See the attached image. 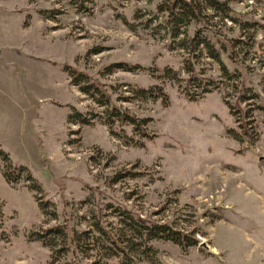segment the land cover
I'll return each mask as SVG.
<instances>
[{
    "label": "rangeland",
    "instance_id": "rangeland-1",
    "mask_svg": "<svg viewBox=\"0 0 264 264\" xmlns=\"http://www.w3.org/2000/svg\"><path fill=\"white\" fill-rule=\"evenodd\" d=\"M167 1L0 0V150L8 157L0 158V264H51L53 252L58 262L97 263L95 225L121 227L116 207L197 233L199 244L188 249L152 240L156 256L141 264H264V0H223L234 20L208 11L203 27L227 68L261 97L244 103L254 142L230 113L225 84L190 100L171 79L169 69L186 85L189 54L172 47L158 9ZM199 27L192 23L188 34ZM201 57L204 83L222 80L220 63L205 51ZM119 62L139 68L108 71ZM67 65L103 83L123 110L151 118L156 136L141 138L120 122L113 136L106 107L72 83ZM133 86L166 98L122 101ZM75 110L97 117L92 125L69 122ZM12 164L26 167L42 191L30 188L25 171L10 182L4 168ZM126 171L138 176L114 179ZM47 229H59L50 233L54 250L35 239ZM70 230L92 231L78 254L64 248Z\"/></svg>",
    "mask_w": 264,
    "mask_h": 264
},
{
    "label": "trees",
    "instance_id": "trees-1",
    "mask_svg": "<svg viewBox=\"0 0 264 264\" xmlns=\"http://www.w3.org/2000/svg\"><path fill=\"white\" fill-rule=\"evenodd\" d=\"M159 11L166 12V26L169 37L172 39L171 44H175L172 47H179L186 52L188 58L185 61V69L189 74V78L186 85H182L183 79H178L177 74L172 69H169V73L172 72V80L179 83L182 91L186 93L190 100H198L203 98L207 93H211L214 90H220L222 85L228 88L224 94V101L227 104L230 113L234 116L235 121L238 123L239 128L243 134L250 138L251 142L256 140L257 133L255 132L256 126L252 123L251 108L245 107L244 103L251 99H258L259 93L255 92L253 87H248L245 81L241 77L239 81V73L236 71H230L226 64L221 59L220 51L212 44V42L204 37L203 27L207 23V19L211 16L208 11L213 12L212 15L220 16L224 19L230 18L234 20L231 11L232 8L228 2L223 0H169L166 3H162L158 6ZM192 23H199L200 27L195 29L192 35L188 34V29ZM247 25V22L243 23V26ZM234 39L233 41H236ZM241 40V39H240ZM205 51L210 58L217 61L221 65L223 79L216 81L209 79L207 83H204V78L201 76L203 72H198L196 64L201 60V53ZM229 57L237 61L235 53L232 50ZM66 68L72 78V83L77 85L79 89L93 98L99 105L106 107L107 116L105 117V124L109 126L110 132L113 136L119 137L114 131V126L117 122L121 124H130L133 126L134 131L141 138L152 139L156 136L155 133L150 132L147 128V124L151 121V118H140L135 114L130 113L127 109H122L121 106L114 103L112 93L105 87L103 83L98 81L95 77L88 74L86 71L80 70L71 65H67ZM116 68H120L125 71H134L137 66H131L126 62L114 63L108 67V71L112 72ZM193 84L195 87L200 88V92L192 91L190 89ZM156 89V88H155ZM128 90V88H126ZM162 90V89H159ZM133 96H123L122 101H131L134 98H160L165 97L163 93H159L154 89H147L143 87H135L129 90ZM128 92V91H127ZM262 106V107H261ZM258 106L264 110V105ZM97 115L91 116L84 114L80 111L71 113L69 116V122L81 123L84 125H92L94 118ZM234 137L238 136L236 131L229 130ZM238 138V137H237ZM138 143V142H136ZM4 155L7 157V153L0 150V158ZM27 172V178L32 182L30 187L34 191H42L40 183L35 179L32 173L23 166L9 165L4 168L6 178L10 182L18 181L22 177V172ZM126 176H138L137 173L132 171H126L125 173L118 174L114 179L118 180L121 177ZM50 201H46L41 205V209L46 213ZM116 215L119 218L121 227L116 230H109L100 221L96 223L95 233L92 237L95 246L99 250H103L101 253L100 261L91 264H108V261H102L103 258H121V264H141L143 260L154 259L157 251L149 246V242L152 240H166L172 241L180 245L183 249H188L192 246H197L200 242L195 230L186 231L175 227L170 222H159L156 220L148 219L141 214H137L134 211L126 207H116ZM3 220V215L0 211V222ZM59 229H47L45 233L35 238L40 240L44 245L54 250L57 246L55 236H51L50 233H57ZM92 234V231L86 230L78 232L76 230L68 231L70 236L69 244L66 245L65 250L69 252L71 249L74 254L82 252L84 250V234ZM144 246V249H140V246ZM151 257V258H150ZM51 264H74L72 260H62L58 262V255H51ZM77 264H82L79 260Z\"/></svg>",
    "mask_w": 264,
    "mask_h": 264
}]
</instances>
